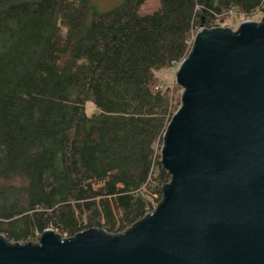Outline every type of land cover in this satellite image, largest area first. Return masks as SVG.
Masks as SVG:
<instances>
[{"label": "trees", "instance_id": "obj_1", "mask_svg": "<svg viewBox=\"0 0 264 264\" xmlns=\"http://www.w3.org/2000/svg\"><path fill=\"white\" fill-rule=\"evenodd\" d=\"M148 2L0 0V234L11 243L144 222L171 181L161 150L184 107L159 74L190 54L202 26L264 6L158 0L148 12Z\"/></svg>", "mask_w": 264, "mask_h": 264}, {"label": "water", "instance_id": "obj_2", "mask_svg": "<svg viewBox=\"0 0 264 264\" xmlns=\"http://www.w3.org/2000/svg\"><path fill=\"white\" fill-rule=\"evenodd\" d=\"M176 81L184 107L164 135L171 181L154 212L116 235H0V264H264V17L202 26Z\"/></svg>", "mask_w": 264, "mask_h": 264}, {"label": "rangeland", "instance_id": "obj_3", "mask_svg": "<svg viewBox=\"0 0 264 264\" xmlns=\"http://www.w3.org/2000/svg\"><path fill=\"white\" fill-rule=\"evenodd\" d=\"M121 1L122 0H95V4L98 6L100 11H107L119 5ZM157 2L158 0H149L144 10L148 12L153 11L157 5ZM261 18H262L261 14H258L257 12L254 13L252 16L248 17V16L238 13L237 11H233L224 18V21L221 24V27H229L232 30H237L243 22L245 21L259 22ZM176 72H177V66L170 68V69H166L162 71L159 75L163 81L162 88L164 89L170 88L171 95L175 94V99L177 101V98H179V96L182 95L183 89H181L177 85ZM95 113H97V108L95 107L93 103L89 102L87 104V114L93 115ZM158 201L159 200H156V199L154 200L153 202L154 209L158 206L159 204ZM34 242H38V240ZM22 243H24V241H22Z\"/></svg>", "mask_w": 264, "mask_h": 264}, {"label": "built area", "instance_id": "obj_4", "mask_svg": "<svg viewBox=\"0 0 264 264\" xmlns=\"http://www.w3.org/2000/svg\"><path fill=\"white\" fill-rule=\"evenodd\" d=\"M258 14H261L262 18L264 17V6L260 10H258Z\"/></svg>", "mask_w": 264, "mask_h": 264}]
</instances>
